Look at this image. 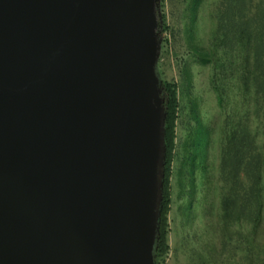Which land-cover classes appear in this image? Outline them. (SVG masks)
<instances>
[{
    "label": "water",
    "instance_id": "1",
    "mask_svg": "<svg viewBox=\"0 0 264 264\" xmlns=\"http://www.w3.org/2000/svg\"><path fill=\"white\" fill-rule=\"evenodd\" d=\"M158 0H0V264H155Z\"/></svg>",
    "mask_w": 264,
    "mask_h": 264
},
{
    "label": "trees",
    "instance_id": "2",
    "mask_svg": "<svg viewBox=\"0 0 264 264\" xmlns=\"http://www.w3.org/2000/svg\"><path fill=\"white\" fill-rule=\"evenodd\" d=\"M164 1L157 2L160 40L168 29ZM210 16L214 23L212 45L199 49L197 56L211 66V84L226 116L218 131L221 149L217 182L210 171L207 180L219 197L216 220L221 223L222 234L227 235L225 231L240 222L249 226L247 235H254L264 219V0H214ZM158 88L162 150L156 167L153 257L156 264H162L171 249L169 215L179 86L160 79ZM233 91L240 98L238 115L227 109Z\"/></svg>",
    "mask_w": 264,
    "mask_h": 264
},
{
    "label": "rangeland",
    "instance_id": "3",
    "mask_svg": "<svg viewBox=\"0 0 264 264\" xmlns=\"http://www.w3.org/2000/svg\"><path fill=\"white\" fill-rule=\"evenodd\" d=\"M214 0H165L168 29L161 36L156 72L179 86L177 145L173 163L170 253L162 264H264V219L257 232L237 222L223 235L217 182L220 160L218 131L226 110L211 84V66L197 51L212 45ZM236 91L227 109L240 112ZM227 110V111H228ZM210 200V201H209Z\"/></svg>",
    "mask_w": 264,
    "mask_h": 264
},
{
    "label": "flooded vegetation",
    "instance_id": "4",
    "mask_svg": "<svg viewBox=\"0 0 264 264\" xmlns=\"http://www.w3.org/2000/svg\"><path fill=\"white\" fill-rule=\"evenodd\" d=\"M155 262V261H154ZM156 264V263H155Z\"/></svg>",
    "mask_w": 264,
    "mask_h": 264
}]
</instances>
